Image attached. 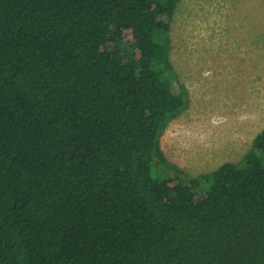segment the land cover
<instances>
[{
  "label": "trees",
  "instance_id": "1",
  "mask_svg": "<svg viewBox=\"0 0 264 264\" xmlns=\"http://www.w3.org/2000/svg\"><path fill=\"white\" fill-rule=\"evenodd\" d=\"M180 0H0V264H264V126L182 177Z\"/></svg>",
  "mask_w": 264,
  "mask_h": 264
},
{
  "label": "rangeland",
  "instance_id": "2",
  "mask_svg": "<svg viewBox=\"0 0 264 264\" xmlns=\"http://www.w3.org/2000/svg\"><path fill=\"white\" fill-rule=\"evenodd\" d=\"M170 61L188 104L160 147L182 177L238 162L264 126V0H180Z\"/></svg>",
  "mask_w": 264,
  "mask_h": 264
}]
</instances>
